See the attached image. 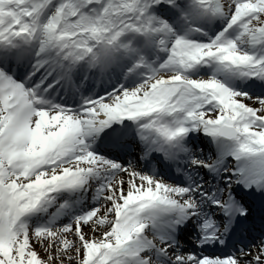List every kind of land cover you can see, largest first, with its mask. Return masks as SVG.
<instances>
[{
    "label": "snow or ice",
    "instance_id": "6c2138e0",
    "mask_svg": "<svg viewBox=\"0 0 264 264\" xmlns=\"http://www.w3.org/2000/svg\"><path fill=\"white\" fill-rule=\"evenodd\" d=\"M198 65L212 74L190 76ZM76 75L120 82L75 106L45 98ZM228 78L264 89V0H0V264H264V91ZM190 132L216 155L194 154ZM97 140H138L169 171L186 161L184 179ZM90 188L94 206L65 223L25 219Z\"/></svg>",
    "mask_w": 264,
    "mask_h": 264
},
{
    "label": "bare ground",
    "instance_id": "6f19581e",
    "mask_svg": "<svg viewBox=\"0 0 264 264\" xmlns=\"http://www.w3.org/2000/svg\"><path fill=\"white\" fill-rule=\"evenodd\" d=\"M199 141L203 143V146H204L205 148H207L208 145H210V144H206V143L204 142L203 137H200V138H199ZM204 151H205V150H204ZM209 151H210V150L208 149L207 152L209 153ZM205 179H206V178H205ZM206 180H207V179H206ZM209 181H210V180H209ZM211 182H212V181H211ZM54 223H56V221H54ZM38 224H40V223H37V225H38ZM41 224H44V223H41ZM56 224H57V223H56Z\"/></svg>",
    "mask_w": 264,
    "mask_h": 264
},
{
    "label": "rangeland",
    "instance_id": "374dc122",
    "mask_svg": "<svg viewBox=\"0 0 264 264\" xmlns=\"http://www.w3.org/2000/svg\"><path fill=\"white\" fill-rule=\"evenodd\" d=\"M220 26H221V24H220ZM210 72H211V70H210ZM228 79H230V78H228ZM228 79H227V80H228ZM229 87H230V86H229ZM29 224H31V223L29 222ZM33 226H35V225H33Z\"/></svg>",
    "mask_w": 264,
    "mask_h": 264
}]
</instances>
